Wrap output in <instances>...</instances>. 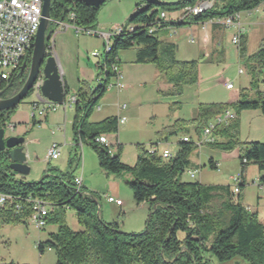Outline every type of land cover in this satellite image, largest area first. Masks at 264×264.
<instances>
[{
	"label": "trees",
	"instance_id": "trees-1",
	"mask_svg": "<svg viewBox=\"0 0 264 264\" xmlns=\"http://www.w3.org/2000/svg\"><path fill=\"white\" fill-rule=\"evenodd\" d=\"M203 1H212V6L200 13L190 14L184 20L166 21L159 17L161 12L180 11ZM102 5L92 7L80 0H51L50 19L82 29H95L97 13ZM259 6L264 13V0H178L173 3L146 0L135 3L126 24L122 25V32L112 35L110 50L102 61L96 62L98 70L101 63L106 69L103 83L93 89L86 81H79L74 93L73 146L88 143L102 170L113 174L126 172L133 176L127 184L134 201L148 205L149 214L142 232H124L118 223L102 221L97 214L96 200L91 195L84 196L81 191H76L71 161L66 172L49 168L38 181H25L10 170L6 152H0V194L21 198L30 195L49 202L53 207L49 210L47 223L56 224L57 229L49 233L44 241H38L40 254L50 249L55 254V264H207L210 258L224 262L236 257L248 264H264V225L258 220L257 212L241 204L238 194L244 183L242 171L245 165L251 163L259 171L264 170V141L233 140L234 135L227 126L214 130L217 139L212 144L223 150L238 148L241 173L238 192L235 193L229 185L206 186L198 181L181 180L189 165V156L196 149L189 137L188 141L179 140L177 151L168 158L138 146L136 164L129 166L117 154L109 153L107 146L95 142L99 135L118 131L117 116L89 121L97 100L106 92L103 87L112 77V63L119 65V52L133 48L134 63L153 64L170 85L165 95L177 97L183 86L197 83L198 61L178 60L176 45L163 41L156 32L166 25L200 24L236 12L252 11ZM70 14L74 16L72 20L69 19ZM152 26L155 30L149 33L148 29ZM243 36L238 45L241 57L244 53ZM31 52L32 49L25 58V69L21 70V63L8 81L0 83L2 98L12 96L22 86ZM246 62L251 84L256 87L259 82H264V38L258 49L246 57ZM102 70L100 68V73ZM31 93L32 90L28 95ZM65 93H68L67 89ZM234 105L238 110L257 109L264 114V95L258 91L257 98L246 100L241 94ZM226 107L223 103L199 104L190 122L203 126ZM13 111L14 108L0 111V128H5ZM185 123L187 121L178 120L164 128L158 132L160 139L166 140L167 135L175 134L177 128ZM117 148L120 149L119 144ZM209 163L211 167H216L213 161ZM259 180L264 183V176H260ZM216 197L221 199V210L217 213L209 207ZM67 209L74 211L81 227L79 230H72L67 225ZM30 214L31 209L26 202L22 203L20 212H15L9 204L0 206V224L24 223Z\"/></svg>",
	"mask_w": 264,
	"mask_h": 264
},
{
	"label": "rangeland",
	"instance_id": "rangeland-1",
	"mask_svg": "<svg viewBox=\"0 0 264 264\" xmlns=\"http://www.w3.org/2000/svg\"><path fill=\"white\" fill-rule=\"evenodd\" d=\"M115 1V2H112ZM117 1L126 2L127 0H109L105 2L97 13V21L100 12L117 3ZM134 3H142L146 0H129ZM162 3H173L178 0H156ZM105 7V8H103ZM182 11H165L164 19L169 21L175 13ZM118 15V12H115ZM246 12L240 13V18L244 20ZM112 20V18H111ZM247 23V41L244 42V53L240 56L239 47L231 43L233 34L232 28H223L218 26L221 34V45H218V37L215 39V31L205 30L201 25L191 24L190 26H182L173 29L167 37L159 30L156 32L161 39H169L176 45L175 56L179 60H197L198 61V81L194 85L183 86L182 92L177 97L167 96L166 92L170 85L166 80L157 73V77L152 78L144 73L141 77H135L130 74L133 84L129 85L122 79L123 89L117 93L114 88L106 90L101 98L96 102L89 120L96 122L108 116H117L116 104H125V109L121 110L122 115L126 117L124 124L118 126V131L114 133H106L110 149L114 154H117L120 160L129 166H134L137 161L138 146H142L148 150L152 145L158 147L161 151L164 146L169 148L171 153H175L177 142L185 135L196 145V149L189 156V165L181 176L183 181H198L206 186H226L231 188L235 185V179L240 178L241 165L239 160L238 148L223 150L212 143L202 142L200 146L197 142L202 139L203 126H197L196 123L190 122L196 113L199 104L223 103L226 104V109L237 114V118L228 121L221 126L229 127L230 132L234 135L233 140L237 139L240 142L249 141H264V114L257 109H236L234 103L243 94L244 99H255L258 96L259 83L255 87L251 84V78L248 74L246 57L255 52L264 38V14L261 7L252 10L250 16L245 19ZM242 21V20H241ZM111 22V21H110ZM126 19L115 20L109 25L105 31H111L114 26L125 25ZM211 26V25H209ZM54 31L52 36L58 31H61L57 25L49 23L47 31ZM71 37L68 40V46L65 51H68V56L71 59L78 58L79 52L83 54L85 62L89 58L90 61H96L94 57H87L86 48L96 41L94 37L86 36L83 33L75 34L73 29H68ZM174 32V33H173ZM223 34V35H222ZM194 39L191 42V39ZM113 38L110 41L112 45ZM104 46H98L99 52H103ZM59 41L53 49L54 54L58 57ZM134 49L124 50L123 57L126 60L132 56ZM51 54V53H50ZM81 58V57H80ZM87 58V59H86ZM242 69L241 74L238 70ZM71 74L74 73V78H79L77 74L76 64L70 65ZM123 74V73H122ZM69 76V75H68ZM232 83L233 87L228 89L224 86V82ZM91 87L95 85V79L89 81ZM69 87V88H68ZM67 90H77L78 83L71 85L69 83ZM68 90V91H69ZM35 99L31 94L27 95L21 102L14 107V111L9 115L6 126L4 128L5 137L18 135L24 137H38L39 142L30 144L31 160L28 166L31 167V172L27 175L28 179L38 181L43 172L37 171L39 166H43V161L47 148L56 143L60 148L59 159L50 163L49 168L57 166L60 172H66L69 169V161L73 174L81 175L83 184L86 185L87 191L97 202V214L102 221L116 222L124 232L140 233L144 229L145 221L149 212H141L136 210L139 208L134 201L128 182L133 180L130 173L120 172L118 174L107 173L102 170L97 161V157L92 147L88 143H83L80 147L74 148L70 140L72 138V130L69 123L65 122V130L68 136L67 143L61 136L62 131L57 130L56 125H52L44 121L32 126L29 113L30 102ZM97 106H101V110H96ZM74 107V106H72ZM62 110V108H59ZM51 117V113H48ZM50 119V118H49ZM178 120H185L187 123L182 124L181 128H177L175 134L167 135L168 142L161 140L158 132L164 128L172 126ZM49 122V121H48ZM11 123L14 128H11ZM214 118L207 121V124H215ZM220 127V126H219ZM34 128V129H32ZM34 130V131H33ZM51 130L54 132L52 133ZM63 130V129H62ZM33 131V132H32ZM215 136V134H214ZM71 137V138H70ZM216 137V136H215ZM217 139V137H216ZM120 145V149L117 148ZM210 158L213 159L216 167L210 166ZM47 162L45 169L47 168ZM196 170L195 178H191L188 171ZM244 183L240 187L238 193L241 197V204L252 212L257 211L258 220L264 225V190L259 187V177L264 176V170L259 171L257 166L248 163L243 168ZM116 195L123 200L125 210L120 211V208L114 203H108L105 196ZM236 194L233 200H236ZM259 197V198H258ZM144 203V202H143ZM145 204V209L148 205ZM210 210H221V199L216 197L210 204ZM53 207H49L51 211ZM127 208V210H126ZM143 215L140 219V227L135 229V219ZM124 218L133 223L132 228L125 230L122 227ZM65 221L70 229L79 230L81 227L77 223L75 213L72 209H67L65 213ZM105 221V222H106ZM129 226V224L127 225ZM56 224L49 222L42 229L35 227L28 219L24 223H4L0 224V262L17 264H55L56 257L54 252L45 250L42 254L38 252V241H44L48 234L55 232ZM207 264H248L246 261L236 257L229 261L220 262L215 258H210Z\"/></svg>",
	"mask_w": 264,
	"mask_h": 264
},
{
	"label": "built area",
	"instance_id": "built-area-1",
	"mask_svg": "<svg viewBox=\"0 0 264 264\" xmlns=\"http://www.w3.org/2000/svg\"><path fill=\"white\" fill-rule=\"evenodd\" d=\"M200 6H212V1H203L195 4L194 6L184 7L179 14L181 20H184L186 17L190 16V8H200ZM42 10V0H0V83L8 81L15 71L19 68L21 63L25 62V58L28 55V52L32 49L31 45L34 39V35L38 29ZM160 18L165 17V13L161 12L159 15ZM73 14L69 15V19H73ZM49 23L57 25L60 29L71 27L75 33H83L89 36H98L103 39V46L106 44V39L109 35L120 34L123 30L122 25L115 26L111 31L102 32L96 31L95 29H82L73 24H67L57 20H52L49 18ZM202 28H205L209 25H218L223 28H232L233 34L231 36V43L238 46L241 40V37L246 33V27L241 22L240 13L236 12L230 15L223 17L213 18L203 23H200ZM155 30V27L152 26L148 29V32ZM51 37L48 42L47 53H51L52 46L50 44ZM90 56L96 58L99 61H102V53L99 51H91ZM100 68H102V63L99 67V74L95 79V85L92 87L96 89L100 87ZM112 82L109 83L108 87H103L105 90L114 88L116 92H120L123 89L122 75L120 72L119 65L112 63ZM60 78L61 73L58 69ZM242 69L238 70V73L241 74ZM62 79V78H61ZM43 81L42 73L40 72L37 76L31 90L32 95L35 96V99L31 101L30 105V117H43L48 112H54L59 108L65 109L68 107L74 106L76 102L75 94H66L61 103H55L43 98L40 95V87ZM224 86L228 89L233 87L232 83L224 82ZM257 90L264 95V82H259V87H256ZM125 104H117V112L125 109ZM237 118L236 113L231 112L228 109H225L220 115L214 117L215 124H207L203 127L202 130V139L197 142V145L200 146L202 142L213 143L215 141L214 130L226 124L228 121L234 120ZM126 121L125 117L117 116L118 126L124 124ZM13 128L12 125H10ZM54 131H52L53 133ZM183 141H188L187 136L182 137ZM95 142L99 145H104L109 148V153L112 154L110 149V143L108 142L105 135H99L95 138ZM82 144L80 143V147ZM60 146L56 143H52L46 150L45 158L46 160L56 159L59 156ZM149 153H160L163 158H168L171 156V152L168 149H164L159 152L156 146H151L148 149ZM245 162V159H243ZM196 170L188 171V174L191 178H195ZM235 185L232 187L233 191L238 192V186L240 183V178L235 179ZM74 183L76 191H81L84 196H89L90 194L87 191H84L82 185V176H74ZM261 189L264 190V183L258 184ZM105 200L108 203H114L115 205H121L122 201L116 197L106 195ZM26 202L29 204L31 209V214L26 218L28 219L35 227L42 229L47 223V216L49 214V207L51 204L41 198L32 197L28 195L27 197H7V195L0 194V206L4 207L7 204L11 205L15 212H20L22 210V203ZM50 250V249H47Z\"/></svg>",
	"mask_w": 264,
	"mask_h": 264
},
{
	"label": "crops",
	"instance_id": "crops-1",
	"mask_svg": "<svg viewBox=\"0 0 264 264\" xmlns=\"http://www.w3.org/2000/svg\"><path fill=\"white\" fill-rule=\"evenodd\" d=\"M112 2H115V1H112ZM111 4L112 5H110V7H107V9H103V11L100 12V16H99L98 21H97V24L95 26V30L96 31H105L107 29V27L109 25H111L112 23H114V21L117 20V19H119V20L126 19L127 20V18L129 17V15L133 12L134 6H135V3H134V6H132L133 4H132V2L130 3L129 0H127L126 2L125 1L124 2L117 1V3H111ZM259 7L262 8V6H259ZM103 8H105V7H103ZM115 12H118V15H115ZM251 12L252 11H247L246 12L249 15H246V17L244 18V20L240 18L242 20L241 22L244 24V26L247 25V23H249V21H247L245 19H247L250 16ZM179 14L176 12L172 16V18L169 19V21H173V20L178 19L179 18ZM111 18H112V20H111ZM182 26H190L191 27V25H182ZM182 26H179V27H182ZM192 26H195V24L192 25ZM176 28H178V27L170 24V25H166L165 27L161 28L159 31L162 32L164 34V36L167 37V35L173 29H176ZM218 28H219L218 25H211V26H206L203 29H205V30H211V32H214L215 31V39H216V37H218V41H217L218 42V45H221L220 44L221 43V34H219L220 31L218 30ZM68 29H72V28L71 27L64 28L61 31L56 32L54 34V36H51V40H50V44L52 46L51 54H49V53H47V54L48 55H52L55 58L56 64H57L58 69H59V71L61 73L62 81L66 84L67 87H68L69 83H71V85H76L77 83H79V81H86L91 86V84H90L89 81L92 80V79H96V77H97V75L99 73L98 67L96 66L97 59H96V61H93L92 62V61L89 60V58L88 59L86 58L87 61L85 62V60H83V54L80 53V52H79L78 58H75V59L69 58V56H68V53L69 52L68 51H65V50L67 49V46L69 45L68 44V40H70L71 37H68L70 35L69 32H67L64 35H62V33L68 31ZM75 34H77V33H75ZM246 34H247V29H246L245 35L242 38V39H244V42L247 41V35ZM86 36H89V35H86ZM89 37H94V38L97 37V39L99 41H96L97 44H94L93 43L92 46L90 45L89 48H86L85 49V51L90 50V49H91L90 52L91 51H94V50L100 51V49H97V47L98 46H101V47L103 46V43H104L103 39L100 38V37H98V36H89ZM57 39L59 41V47H60L59 48V52L57 54L58 57L56 56V54H54V51H53V49H54V47L56 45ZM162 40L163 41H166V42H172V43H174L173 41H170L169 39H165L164 38ZM193 41H194V39L192 38L191 39V42H193ZM90 52H87V57H90L91 58ZM123 53H124V51H121V52L118 53V60H119V68H120V72H121V75H122V79L124 78L125 83H127V84L130 83L129 85H132L133 84L132 83L133 80H132V77H131L130 74H134L135 77H141L144 73L148 74V76H151L152 75V78H155V77L158 76L157 75L158 71L156 70V68H155V66L153 64H136V63H134L135 51H133L132 56H129V58H127L126 60L123 57ZM184 61H189V60H184ZM73 64H76V67H77V74L76 75L79 76V78H77V79L74 78V73L71 74V72L69 70V66L70 65H73ZM75 89L72 90V91H70L68 89L69 91L67 90V92H68L67 94L68 95L69 94H74L75 93ZM231 102L232 101H230V102H228L226 104H229ZM96 110H101V106H97L96 107ZM116 110H117V104H116ZM48 113L45 116H43L44 121L46 122L47 125H48V123H50L52 125H56V127H57L56 129L62 131L61 136H62V138L64 140V143L66 144L67 143V140L69 138H68L67 133H66V130H65V122L66 123H69L70 129L72 130L73 120H74V115H75L74 107H68V108H65V109H62V110H59V111L57 109L54 112H50L51 113V115H50L51 117H49ZM120 113H121V110H120V112H117L116 113L117 116L119 115V116L125 117L124 115H122ZM29 117H30V113H29ZM89 118H90V116H89ZM30 121H31L32 126H34L35 124L41 122V118H38V117L31 118L30 117ZM90 122H93V121H90ZM11 125L14 127V124L13 123H11ZM32 129H34V128H32ZM52 131L53 130H51V132ZM102 135H105V134H102ZM17 136H19V134ZM105 137H106V135H105ZM107 140H108V138H107ZM162 140H164V142H168L167 139L166 140L165 139H161L159 141H162ZM35 142H39V138L38 137H25L24 149H25L26 156H27V164L31 160V157H32V155H31L32 152H31L29 146H30V144H33ZM71 142L73 144V132H72V138L70 140V143ZM60 148H61V146H60ZM164 149H168L169 150V148H167L165 146H164V148L162 150H164ZM177 149H178V146H177ZM177 149H176V151H177ZM59 153H60V150H59ZM59 157L60 156H58L56 159L46 160V158L44 156V158L42 160H40V161H43V166H39L37 168V171H39V172L41 171V173L43 172V175H44L47 172V170L49 169L50 163H52L53 161L58 160ZM210 160L213 161L212 158H210ZM46 162H47V166H46L47 168L45 169ZM50 168H53V167H50ZM54 169H57V166H54ZM31 171H32L31 170V167H29V173ZM27 175H25V176L17 175V176L19 178H22V180H25V181H34V180H31L32 178L31 179H28L27 178ZM243 180H244V176H243ZM82 185H83V189L84 190H88L87 187H86V185L83 184V178H82ZM116 198L120 199L117 195H116ZM121 201H122V204L121 205H117V206L120 208V211H123V210H125V207L122 208L123 205H124V202H123V200H121ZM145 204L146 203H139L138 206L139 205L140 206H139V208L136 207V210H139V211H141L143 213L145 212V210L148 211V209H145ZM126 210H127V208H126ZM140 219H143V215L140 216L139 221H138V218L135 219V225H136L135 226V229H138V227H140L139 226L140 225V222H141ZM127 220L128 219L124 218V220L122 222L123 223L122 224V227H123V229H125V230L128 231V229H132V228H127V227H132V226H130V224L133 225V223H131V221H133V220H130V223ZM128 224H129V226H127ZM47 251H51V250H47Z\"/></svg>",
	"mask_w": 264,
	"mask_h": 264
},
{
	"label": "water",
	"instance_id": "water-1",
	"mask_svg": "<svg viewBox=\"0 0 264 264\" xmlns=\"http://www.w3.org/2000/svg\"><path fill=\"white\" fill-rule=\"evenodd\" d=\"M80 1L92 7H99L109 0ZM50 2L51 0H42L41 18L31 45L32 52L30 63L27 67L26 78L22 86L12 96L2 98V91H0V111L17 106L28 95L40 72L43 77L40 95L55 103H61L63 101L67 86L60 78L55 58L47 54V42L51 35V31H47L50 18ZM25 67L26 62H23L21 70H24ZM24 143V136L12 135L5 137L4 128H0V152H6L10 170L22 176L29 173Z\"/></svg>",
	"mask_w": 264,
	"mask_h": 264
},
{
	"label": "bare ground",
	"instance_id": "bare-ground-1",
	"mask_svg": "<svg viewBox=\"0 0 264 264\" xmlns=\"http://www.w3.org/2000/svg\"><path fill=\"white\" fill-rule=\"evenodd\" d=\"M207 8H210V6H200V8H190V14H197V13H200V12H202V11H204L205 9H207ZM181 19V17H179L177 20H180ZM111 37H112V35H109L108 36V39H106V44H105V46L103 47L104 49H103V52H102V58L105 56V54L110 50V46H111V44H110V41H111ZM103 68V70L101 71V73H100V83H103L102 81V79H105V74H104V72H105V67H102ZM111 70H112V65H111ZM112 82V77H111V79L106 83V85H105V87H108V85H109V83H111Z\"/></svg>",
	"mask_w": 264,
	"mask_h": 264
}]
</instances>
